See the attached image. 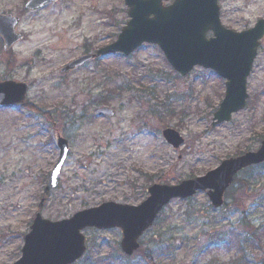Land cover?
Returning a JSON list of instances; mask_svg holds the SVG:
<instances>
[{
	"label": "rangeland",
	"instance_id": "rangeland-1",
	"mask_svg": "<svg viewBox=\"0 0 264 264\" xmlns=\"http://www.w3.org/2000/svg\"><path fill=\"white\" fill-rule=\"evenodd\" d=\"M25 1L0 0V13L20 17L16 30L22 34L6 51L0 41V80L28 83L26 101L41 114L23 106L0 109V264L18 260L37 212L60 220L102 202L137 205L154 182L175 185L257 148L258 135L264 133V40L247 80L246 107L212 127L224 81L199 67L180 76L154 45L60 73L83 48L95 50L113 40L127 20L123 0H59L34 11L24 9ZM218 5L223 26L233 31L264 19V0H218ZM110 81L121 89L107 105L115 115L96 117L92 110L98 103L92 101ZM166 127L183 137L179 148L162 138ZM57 135L67 139L69 150L56 188L45 194L58 158ZM255 183L250 192L236 194L241 206L226 198L223 208L212 209L204 192L172 200L140 238V251L152 252L154 264L226 261L236 248L226 251L224 246L241 232L245 217L260 227L261 236L259 248L243 249L245 261L261 264L264 174ZM82 233L87 251L76 264H148L140 251L131 259L119 258V229ZM216 239L224 243L212 246Z\"/></svg>",
	"mask_w": 264,
	"mask_h": 264
},
{
	"label": "water",
	"instance_id": "water-1",
	"mask_svg": "<svg viewBox=\"0 0 264 264\" xmlns=\"http://www.w3.org/2000/svg\"><path fill=\"white\" fill-rule=\"evenodd\" d=\"M56 0H28L25 8L33 10ZM170 1L167 6L163 2ZM129 17L114 42L81 56L61 68L72 70L97 56L120 53L128 56L143 43L157 45L167 62L181 76L194 67L212 70L225 80V94L213 114L212 126L227 122L233 113L243 109L247 99L246 80L264 37V19L240 32L225 28L220 21L217 0H124ZM18 18L0 14V36L4 48L21 36L15 32ZM211 36L207 37V33ZM0 108L22 104L27 84L15 80L0 81ZM99 116L112 117L107 107L93 110ZM165 141L173 148L183 143L180 134L166 128ZM59 157L49 173L45 190L55 188L58 175L68 151L67 141L57 138ZM264 162V139L255 151L222 160L201 176L182 180L175 185L153 184L148 196L138 205L104 202L97 207L74 213L71 217L51 221L37 213L24 236L21 256L14 264H72L85 252L84 228H119L120 248L126 255L138 249V238L152 226L162 208L172 199L188 198L204 191L211 206L222 207L224 193L233 177L242 169ZM43 197L40 204L43 205Z\"/></svg>",
	"mask_w": 264,
	"mask_h": 264
},
{
	"label": "trees",
	"instance_id": "trees-1",
	"mask_svg": "<svg viewBox=\"0 0 264 264\" xmlns=\"http://www.w3.org/2000/svg\"><path fill=\"white\" fill-rule=\"evenodd\" d=\"M101 78L103 81L101 84H105V75L102 73ZM102 84V86H103ZM121 95V89L115 85L112 84V81L108 83V87L102 88V91L98 95L95 103H98L99 105H108L110 101H112L115 97H118ZM25 108L32 109L36 113H40V110L32 105L31 103H26L24 105ZM48 117V115L46 116ZM264 137L263 134L258 135L259 142ZM242 172H249V174L244 178H238L237 176L234 178L232 182V186L227 190L226 192V198H230L232 201H234V204L236 206H241V203L236 199V194L240 191H249L248 189L250 187L256 186V180L258 178H261V175L264 174V164L250 167ZM237 184V187L235 188ZM235 192V193H232ZM250 192V191H249ZM241 232L237 233L236 236L233 238L232 241L227 243L224 246V249L226 251L236 248L235 252L236 254L233 257H229L226 261H220L219 259H212L207 264H247L245 261V255L243 253V249L245 247H249L251 249L259 248L261 246V236L259 234L260 227H256L252 225V223L243 217L240 222ZM223 239H216V243L212 246L222 245ZM141 257L145 259L148 264H154L153 262V255L152 252H146V251H140ZM121 263V262H120ZM129 264V263H127ZM264 264V261L261 263Z\"/></svg>",
	"mask_w": 264,
	"mask_h": 264
},
{
	"label": "snow or ice",
	"instance_id": "snow-or-ice-1",
	"mask_svg": "<svg viewBox=\"0 0 264 264\" xmlns=\"http://www.w3.org/2000/svg\"><path fill=\"white\" fill-rule=\"evenodd\" d=\"M4 87L3 85H0V88Z\"/></svg>",
	"mask_w": 264,
	"mask_h": 264
}]
</instances>
